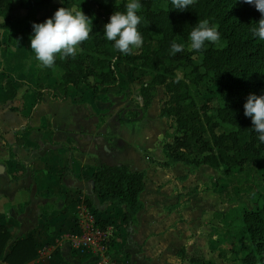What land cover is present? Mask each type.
<instances>
[{"label": "trees", "instance_id": "1", "mask_svg": "<svg viewBox=\"0 0 264 264\" xmlns=\"http://www.w3.org/2000/svg\"><path fill=\"white\" fill-rule=\"evenodd\" d=\"M88 2L97 12L89 38L79 45L75 56H57L54 68L40 67L48 76L57 71L58 80L55 88L38 84L39 89L49 91L53 101L63 102L80 89L115 92L120 74L130 79L150 76L158 81L168 97L160 117L173 121L174 134L164 146L167 161L157 164L162 168L181 164L188 169L187 175L206 166L230 177L231 186L219 196L225 193L228 204L240 202L218 218L226 224V235L241 242L239 262L264 264V174L256 172L264 163V144L259 143L250 130V118L243 114L249 94H264V42L250 32L261 14L254 6L235 0H196L183 12L171 10L165 0L162 4L141 0L138 31L143 44L124 55L104 38L103 30L114 11L125 10L128 0H0V31L7 36L5 42L0 37V48L18 47L23 37L30 41L32 24L43 23L58 8L80 5L82 10ZM15 11L23 15L15 16ZM200 20L217 26L221 39L218 44L193 51L186 41ZM176 41L185 42V48L170 55L171 44ZM179 70L181 78L176 74ZM4 89L7 100L16 98L18 90L12 80H7ZM206 93L211 96L199 105L196 99ZM91 179L102 203L122 208L123 223L131 227L143 208L139 196L144 191L145 174L124 165L103 164ZM230 249L236 252L232 246ZM35 255L31 239L12 241L7 228L0 224V264H27ZM179 256L188 258L184 250Z\"/></svg>", "mask_w": 264, "mask_h": 264}, {"label": "crops", "instance_id": "2", "mask_svg": "<svg viewBox=\"0 0 264 264\" xmlns=\"http://www.w3.org/2000/svg\"><path fill=\"white\" fill-rule=\"evenodd\" d=\"M35 61L29 44L11 49L10 56L0 49V64L7 65L0 73V224L12 241L34 242L36 255L27 264H96L92 254H78L67 243L77 232L83 202L113 232L110 264H196L192 253L217 242L218 230L214 222L205 227L206 218L211 221L216 212L219 220L228 211L221 213L210 188H200L206 181L201 168L187 175L181 164H157L167 161L164 146L170 140L169 119L160 117L159 103L154 100L145 114L135 109L138 114L125 124L119 121L126 111L118 90L80 89L63 102L53 101L20 72ZM7 80L18 90L12 101L5 95ZM103 164L145 174L143 208L129 228L122 208L104 205L94 193L91 176ZM44 248L49 254L40 256ZM181 250L187 259L180 258Z\"/></svg>", "mask_w": 264, "mask_h": 264}, {"label": "clouds", "instance_id": "3", "mask_svg": "<svg viewBox=\"0 0 264 264\" xmlns=\"http://www.w3.org/2000/svg\"><path fill=\"white\" fill-rule=\"evenodd\" d=\"M254 6L261 14V19L255 23L250 32L254 38L264 42V0H235ZM196 0H165V6L171 5V10L183 12L193 6ZM141 0H128L124 11H114L104 25L103 36L112 42V47L124 55L143 44V38L138 31L142 17ZM92 31V21L81 10L80 5L71 8H58L51 18L43 23L32 24L29 49L41 68H54L57 56L65 59L75 56L80 51L79 45L89 38ZM220 33L217 26L210 25L208 20H200L192 27L187 37L190 50L200 51L206 44H218ZM185 42L176 41L171 44L170 55L183 51ZM243 114L250 118L252 128L259 143L264 144V94L259 96L249 94L243 105Z\"/></svg>", "mask_w": 264, "mask_h": 264}, {"label": "rangeland", "instance_id": "4", "mask_svg": "<svg viewBox=\"0 0 264 264\" xmlns=\"http://www.w3.org/2000/svg\"><path fill=\"white\" fill-rule=\"evenodd\" d=\"M156 3L162 4L163 0H155ZM84 14L88 16L92 23L94 22L95 19H97V12L95 7L88 2L86 6L82 9ZM15 16H21L23 15L22 12L15 11ZM41 15V14H40ZM0 35H2V38L4 42L7 39L6 33L3 34L0 31ZM30 41L27 38H20V44L18 46H21L22 44L26 45L29 44ZM17 47H9L7 48L8 51V56L11 55V49H15ZM1 50H4L6 48H0ZM189 49V48H188ZM7 71V65L5 64H0V73L6 72ZM20 72L22 74H28L27 79L32 80L34 86L36 87L38 84H41L43 86H46V83L49 82H54L56 86V82L58 80L57 77V71L54 73V75L48 76L45 72V70L41 69L40 67L37 66V61L33 63V68L29 64L23 65V67L20 69ZM3 74V73H2ZM177 76L179 78L182 77V71H177ZM54 86V87H55ZM50 87V88H54ZM119 92V98H120V103L123 104L125 107V113L123 115L124 120L119 119L121 123H131V120L135 118V114H138V112L135 111V109H138L144 113V109L149 107L152 102H158L160 108L162 106L167 105L168 97L164 93V87L159 84L158 81L154 80L152 77L148 76L145 78L141 79H130L124 74H120V86L118 88L117 93ZM110 95H112L110 93ZM110 95L106 100L111 103ZM116 96V93H114V98ZM211 94L206 93L204 97L196 99L197 103L201 105L203 101L210 97ZM99 97V96H97ZM101 97V96H100ZM106 97V94L105 96ZM111 100V101H110ZM113 103V102H112ZM133 110V111H132ZM170 126H169V137L171 135L173 136V121L169 119ZM201 169L198 171L200 172L199 176L201 175V179L204 176L205 185L201 186L202 191L207 190L210 188L211 196L214 201L218 199L220 202V211L221 213H228L238 207L239 202L237 201L234 204H228V198H225V193L220 197V193L222 190L228 189L231 186L232 179L230 177H225L218 171H215L212 176L207 177V173L209 171H214L209 167L202 166L200 167ZM256 172L258 174H264V163L259 164L256 167ZM200 180V179H199ZM264 183V182H263ZM195 190H198L197 188H194ZM211 199V198H210ZM243 199H241L242 201ZM216 213V212H215ZM215 213L213 216V219L211 218H206L205 220V227L208 225V223L214 222L215 228L218 230L217 234V242H215V246L213 244H209V246L206 247V251L204 253H201V251H195L192 253V257L196 260V264H241L239 262L240 255L237 253V250L241 246L240 241L233 240L231 237L226 235V224L222 223L218 219L215 218ZM210 217V216H209ZM209 219V220H207ZM220 222V223H219ZM221 226V227H220ZM233 227V226H232ZM230 246L234 248L236 252H233L230 249Z\"/></svg>", "mask_w": 264, "mask_h": 264}, {"label": "built area", "instance_id": "5", "mask_svg": "<svg viewBox=\"0 0 264 264\" xmlns=\"http://www.w3.org/2000/svg\"><path fill=\"white\" fill-rule=\"evenodd\" d=\"M75 221L77 232L68 238L69 248L78 254H92L96 264H110L109 248L113 232L100 225L101 220L86 202L82 203ZM39 254L46 256L49 250L44 248Z\"/></svg>", "mask_w": 264, "mask_h": 264}]
</instances>
